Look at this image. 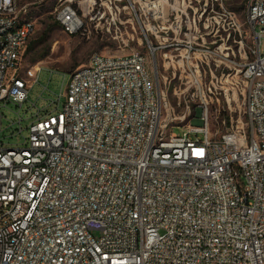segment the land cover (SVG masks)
Here are the masks:
<instances>
[{"label": "built area", "instance_id": "1", "mask_svg": "<svg viewBox=\"0 0 264 264\" xmlns=\"http://www.w3.org/2000/svg\"><path fill=\"white\" fill-rule=\"evenodd\" d=\"M123 1L58 0L53 20L84 35L103 8L136 14L133 0ZM224 1L203 0L201 14L226 12ZM143 4L154 23L161 18L149 29L156 43L169 40L153 44L143 33L153 62L165 46L171 64L181 55L174 46L193 49L184 9L169 5L168 15L159 0ZM224 17L222 30L235 31L231 13ZM245 18L250 59L213 52L228 84L222 96L230 106L240 94L244 124L229 115L212 135L203 99V125L178 127L144 53H93L69 72L60 111L37 112L21 144L0 141V264H264V0H247ZM204 25L213 28L209 17ZM104 28L118 26L105 20ZM34 29L17 0H0V104L21 105L36 82L38 64L19 73ZM188 76L198 89L199 69Z\"/></svg>", "mask_w": 264, "mask_h": 264}, {"label": "rangeland", "instance_id": "2", "mask_svg": "<svg viewBox=\"0 0 264 264\" xmlns=\"http://www.w3.org/2000/svg\"><path fill=\"white\" fill-rule=\"evenodd\" d=\"M159 1L164 14L169 15V5L184 9L185 16L181 15L182 23L188 22L189 25V37L186 41L192 45L193 49L184 50V43L174 46L178 49L173 52L181 53V55L177 54L172 64L162 56L163 53H169V48L166 46L158 49L154 62L152 60L149 48L143 39V33L154 44L156 40L149 29L152 24L158 26L162 24L161 18L156 19L155 23L150 19L148 14L150 11L147 6H144V0H133L137 8L136 14L132 11L128 13L127 9H121L120 13L116 14L114 10L108 13V10L103 8L105 16L99 21V26L96 27L98 18H95L88 23V30L84 35H67L54 22L53 11L58 0H17L21 13L24 11L25 17L35 22L34 32L29 39L32 47L24 49L22 53L20 76L23 77L25 69L32 65L38 64L41 69L37 74L36 82L28 90L27 100L24 103L21 105L14 102L0 104V141L6 146L21 144L27 134L26 127L36 119L37 112L39 116H43L46 113L60 111L65 102L63 93L69 80V72L78 66L86 65L93 53L110 55L128 54L133 51L144 53L147 56L148 68L153 70L155 66L157 70L159 87L164 90L171 107L170 112L174 118L172 124L178 127H184L189 121L193 126L203 125L200 102L204 100L208 105L209 129L212 135L215 132L224 131L222 120L229 115L234 119L240 116L244 124L240 94L237 98L233 95L230 106H227L220 89L222 86H228L224 82V77L220 78V72L224 67L220 64L218 69L214 63L220 59L219 56L223 58L226 51L229 57L235 58L236 61L245 60L244 52L247 59H250L253 34L245 18L247 0L224 1V10L230 12L235 21V31L230 30L229 33L222 30V25L226 27L224 21L226 12L218 9L212 12L208 7L201 14L204 8L203 0ZM123 4L127 6L129 2L124 0ZM207 17L212 22L213 28L211 26L205 28L204 23ZM105 20H114L118 29L115 32L111 29L108 32L105 28L101 30L100 26ZM163 37L161 34L159 44L167 45L169 40ZM215 39L216 42L213 43ZM214 51L219 56L215 55ZM232 51L234 54L231 53ZM259 52L264 54V36L261 38ZM196 67L200 71L202 82L201 86L194 90L189 87L190 84L194 85V77H189L188 74ZM209 70H212L216 79L210 76ZM234 74L235 72L232 71L231 75L234 76ZM179 75L182 77L181 80L178 79ZM207 88H210V92ZM192 92H195L194 96H191ZM172 131L180 134L179 128L174 127Z\"/></svg>", "mask_w": 264, "mask_h": 264}, {"label": "trees", "instance_id": "3", "mask_svg": "<svg viewBox=\"0 0 264 264\" xmlns=\"http://www.w3.org/2000/svg\"><path fill=\"white\" fill-rule=\"evenodd\" d=\"M32 47V45H31V43L28 41V43L26 44V47H25V49L27 48V49H30Z\"/></svg>", "mask_w": 264, "mask_h": 264}, {"label": "water", "instance_id": "4", "mask_svg": "<svg viewBox=\"0 0 264 264\" xmlns=\"http://www.w3.org/2000/svg\"><path fill=\"white\" fill-rule=\"evenodd\" d=\"M153 70H155V66H154V69Z\"/></svg>", "mask_w": 264, "mask_h": 264}]
</instances>
